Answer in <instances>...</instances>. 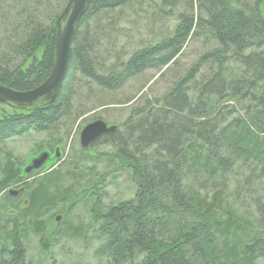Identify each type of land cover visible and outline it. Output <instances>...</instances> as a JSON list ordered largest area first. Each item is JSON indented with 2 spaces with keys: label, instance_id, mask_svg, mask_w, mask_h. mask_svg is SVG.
I'll return each mask as SVG.
<instances>
[{
  "label": "trees",
  "instance_id": "trees-1",
  "mask_svg": "<svg viewBox=\"0 0 264 264\" xmlns=\"http://www.w3.org/2000/svg\"><path fill=\"white\" fill-rule=\"evenodd\" d=\"M69 1L0 0L2 87L28 92L49 78L57 21ZM243 1L89 0L56 96L37 106L9 103L12 112L0 111L1 144L30 131L56 135L62 124L85 114V108L74 112L80 94L93 100L90 109L132 102L128 117L107 125L115 130L91 145L112 147L110 172L126 170L136 188L106 208L97 203L104 174L83 191L99 260L264 264V19ZM131 13L150 22L149 39L136 42L128 55L113 54V47L99 57L102 40L117 35ZM164 21H174L171 30L155 29ZM190 46L200 51L185 66ZM148 72L171 76L162 94L142 92L153 77ZM136 80V93L117 103L101 96L114 98ZM20 174L14 161L0 163V191L22 183ZM68 174L55 169L34 181L19 213L22 227L15 223L7 235L0 264H31L22 235L41 229L44 211L78 197L81 192L63 185Z\"/></svg>",
  "mask_w": 264,
  "mask_h": 264
},
{
  "label": "rangeland",
  "instance_id": "rangeland-1",
  "mask_svg": "<svg viewBox=\"0 0 264 264\" xmlns=\"http://www.w3.org/2000/svg\"><path fill=\"white\" fill-rule=\"evenodd\" d=\"M243 4L250 11L257 8L264 19V0H244ZM175 9L177 12L181 7L178 6ZM64 24L65 19L61 21L60 26L63 27ZM173 25L174 21L166 23L164 21L155 29L171 30ZM118 31L117 35L112 33L114 36L110 39L102 40V45L98 50L99 57L105 59L113 47L116 50L113 54L120 50V53L128 55L134 48V44L138 41L148 40L150 32L153 30L147 19L139 13L137 15L131 13L130 17L120 24ZM114 39L116 43L113 46ZM199 51L198 46L187 48L182 64L188 66L192 63ZM150 75L153 77L142 92L158 96L171 83V76L167 75L160 79L158 73L148 72L147 76ZM140 82V80L130 82L116 93L114 98H112L113 96L108 98V95L101 96H105V102L114 101L117 103L125 96L128 97L136 93ZM84 95L80 94L83 98L76 104L74 112L77 111L76 108H85L82 109L86 110L85 114L72 123L62 124L56 135L51 137L47 133L30 131L20 136L8 138L0 144V163H4L6 159L14 161L21 171L20 178L22 180V183L10 185L0 191V250L9 247L10 243L6 237L14 228L15 223L16 227H22L23 220L19 213L29 204L26 193L34 181L56 169L62 173H69L64 178V187H72L75 192H81L77 193L78 197H68L67 202H59L54 207L44 211L39 219L41 221L39 231L27 230L22 235L26 258L31 264H108L95 256L94 251L99 242L93 236L96 227L90 217L89 206L91 203L88 204L87 202V206H85L89 199L88 192L83 193V191L89 189L92 185V179L104 174L103 182L97 190L99 194L97 203L106 208L121 200L129 199L136 190L126 170L119 169L110 172L111 165L109 162L110 159L112 160V156L110 159L109 157L115 153L112 147L97 144L82 150L79 142V134L88 123L101 120L106 125H118L123 122L130 113L132 102L127 105L111 104L90 109L93 100L90 97L85 98ZM48 100L47 97H43L30 105H41ZM7 106L0 103V111L12 112ZM56 138L59 139V142L55 143L53 140ZM43 153L49 155L45 165L38 171L25 175L24 169L31 164L32 160L37 159ZM57 155L58 158L55 159ZM113 163L115 164L114 161ZM20 190L22 193H19ZM12 191L18 192V195H9V192ZM28 226L30 227V224Z\"/></svg>",
  "mask_w": 264,
  "mask_h": 264
},
{
  "label": "water",
  "instance_id": "water-1",
  "mask_svg": "<svg viewBox=\"0 0 264 264\" xmlns=\"http://www.w3.org/2000/svg\"><path fill=\"white\" fill-rule=\"evenodd\" d=\"M89 0H70L63 14L57 21L56 54L54 67L49 78L38 88L28 92H15L0 85V103L30 105L37 100L47 97L52 100L59 90L67 72L71 41L75 32L76 25L86 9ZM65 19L63 27L60 26ZM115 127L107 126L103 121L96 120L85 125L80 134L79 142L81 149L89 148L101 136L112 133ZM57 152V151H56ZM49 155L43 153L37 159L32 160L31 164L24 169V174L36 172L47 162ZM58 158V155L55 159ZM22 193V190L19 191ZM11 196H17L18 192H9Z\"/></svg>",
  "mask_w": 264,
  "mask_h": 264
}]
</instances>
